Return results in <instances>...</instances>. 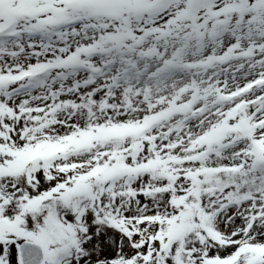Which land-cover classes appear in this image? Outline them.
<instances>
[{"label":"snow or ice","instance_id":"obj_1","mask_svg":"<svg viewBox=\"0 0 264 264\" xmlns=\"http://www.w3.org/2000/svg\"><path fill=\"white\" fill-rule=\"evenodd\" d=\"M0 264H264V0H0Z\"/></svg>","mask_w":264,"mask_h":264}]
</instances>
